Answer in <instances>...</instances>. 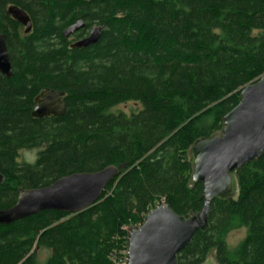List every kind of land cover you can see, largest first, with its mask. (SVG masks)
Wrapping results in <instances>:
<instances>
[{"label":"trees","instance_id":"obj_1","mask_svg":"<svg viewBox=\"0 0 264 264\" xmlns=\"http://www.w3.org/2000/svg\"><path fill=\"white\" fill-rule=\"evenodd\" d=\"M15 6L32 30L7 16ZM77 21L84 28L62 33ZM99 27L97 42L71 45ZM0 33L12 78L0 74V211L18 194L108 166L118 177L78 214L46 211L0 225V264H123L127 229L165 203L179 217L203 208L200 184L188 188L186 152L221 131L240 91L264 75V0H0ZM64 94L66 113L35 119L45 90ZM135 102L129 116L112 109ZM37 150L33 164L20 151ZM237 202L214 200L208 228L177 264H264V156L236 172ZM246 237L230 253L224 237Z\"/></svg>","mask_w":264,"mask_h":264},{"label":"water","instance_id":"obj_2","mask_svg":"<svg viewBox=\"0 0 264 264\" xmlns=\"http://www.w3.org/2000/svg\"><path fill=\"white\" fill-rule=\"evenodd\" d=\"M7 16L24 28L32 30L29 17L11 6ZM84 28L82 21L69 26L62 36L69 39ZM99 27H92L87 37L71 48L82 49L95 44ZM6 38L0 33V74L12 78V68L6 48ZM64 94L45 89L35 99L32 117H61L66 113ZM264 156V75L239 93V103L221 119V131L209 138H200L188 148L187 162L191 167L188 188L200 184L203 208L187 218L177 216L167 204L151 210L140 227L127 229L125 264H177V255L194 235L208 228L210 203L214 200L237 202L239 185L236 172ZM119 175L108 166L97 173L73 174L57 180L49 187L25 190L18 194L16 204L0 211V225L9 226L46 211L78 214L100 198L105 188ZM4 177L0 174V186ZM203 264H217L209 255Z\"/></svg>","mask_w":264,"mask_h":264},{"label":"rangeland","instance_id":"obj_3","mask_svg":"<svg viewBox=\"0 0 264 264\" xmlns=\"http://www.w3.org/2000/svg\"><path fill=\"white\" fill-rule=\"evenodd\" d=\"M140 109V105L135 102H128L122 105H119L112 109V112H121L125 115L129 116L131 113L136 112ZM37 157V150H24L20 151L18 155V163H27V164H33ZM246 237V229L245 228H235L229 230L225 237L224 241L226 244L227 249L231 252H233L239 244L244 240ZM49 256V252L46 250L38 251L37 252V260L39 264H43L46 259Z\"/></svg>","mask_w":264,"mask_h":264},{"label":"built area","instance_id":"obj_4","mask_svg":"<svg viewBox=\"0 0 264 264\" xmlns=\"http://www.w3.org/2000/svg\"><path fill=\"white\" fill-rule=\"evenodd\" d=\"M123 264H125V262Z\"/></svg>","mask_w":264,"mask_h":264},{"label":"flooded vegetation","instance_id":"obj_5","mask_svg":"<svg viewBox=\"0 0 264 264\" xmlns=\"http://www.w3.org/2000/svg\"><path fill=\"white\" fill-rule=\"evenodd\" d=\"M71 38V37H70Z\"/></svg>","mask_w":264,"mask_h":264}]
</instances>
